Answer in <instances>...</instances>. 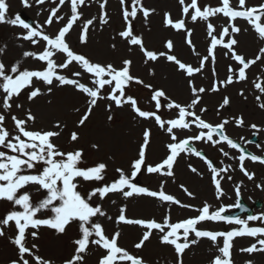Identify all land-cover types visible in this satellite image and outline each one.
<instances>
[{"label":"snow or ice","instance_id":"obj_1","mask_svg":"<svg viewBox=\"0 0 264 264\" xmlns=\"http://www.w3.org/2000/svg\"><path fill=\"white\" fill-rule=\"evenodd\" d=\"M36 3L44 4L45 0H36ZM52 3L55 4L56 0H52ZM69 3L70 17L54 35H51L44 31L43 25L33 26L22 19L20 14H16L14 18H8L9 4L7 0H0V24L7 23L22 27L26 30V34L19 38L30 41L33 45L43 41L42 51H25L23 56L25 58L31 57L45 65L42 69L29 70L22 69L18 62L7 66L3 59H0V93L3 94L0 107L4 110L0 112V200L9 202L11 205V210L6 212L3 218H0V237L6 235V228L12 227L15 229V234L9 238V242L15 246L17 254L14 259L9 261V264H53L52 260L38 255L39 246L36 243L28 245V237L31 236L33 240L37 239L41 227L52 229L57 234H64L73 222H78L80 235L79 238L72 241L75 246L73 255L66 259L63 264H86V256L90 246H97L105 252L99 258L98 264H146L143 257L137 256L119 245L118 241L121 236L119 230H116L111 236L106 234L101 220L113 221V217L104 210L102 203H92L94 197L103 201L112 193H120L124 198H130L133 195H145L157 198L165 203L191 208L193 206L183 204L174 195L167 194L164 191L163 183L159 191H154L147 187L138 186L133 181L142 170H146L149 174L174 178V166L178 157L181 153L191 154L205 162L212 174V181L219 198V196L224 195L221 188V179L223 178L221 174L227 173L231 165L221 168L216 167L203 151L193 147L194 142H204L213 147L226 144L229 148L238 150L240 153L238 157L240 170L249 179H252L254 174L249 173L244 168L245 159L264 164V156L246 153L241 144L226 134L225 126L230 122L228 119L213 124L203 119L201 114H198L196 111L197 106L203 98L202 94L207 89L197 87L193 79L188 80L192 99L190 103L181 104L169 97L164 89L154 88L152 84H146L144 80L134 76L131 72L133 64L131 59H122L120 66L117 67L111 62L93 61L85 54L74 50L70 46L67 37L73 26L81 19L82 13L79 8L86 6V0H69ZM107 3L108 0H100L101 15L99 20L102 24L109 23L106 11ZM22 4L25 7L31 6L30 0H22ZM64 4L65 0H59V5L51 9L45 21L46 25H52L53 18L56 22L64 20L63 16L57 15L60 6ZM120 4L125 26L123 30L118 32V35L128 45L139 47L145 57V64L156 62L163 57L166 61L174 64L177 71L182 72L188 78H193L197 73L202 72L206 65L215 64L216 49L218 47L225 49V56L236 63V68L229 65L226 78L214 81L211 85L210 90L212 92H220L222 88H227L233 83L247 81V70L257 64L258 61L264 60V47H261L257 55L251 59L246 58L245 55L237 51L239 41L236 36L241 32V28L235 23L238 18L244 19L252 27L258 38L264 40V4L247 6L246 0H238V6L234 7L231 0H220L219 6L205 5L201 8L198 0H190L189 3H186L185 0H179V4L182 6L183 18L174 20L170 13H165V26L171 27L177 32L181 30L185 32V43L199 57V64L196 67L182 61L173 53L174 43L172 40L165 42L164 47L167 51L157 52L149 50L145 46L142 34L134 32L133 21L137 18L138 13L142 14L145 21H147L150 13L155 12V9L146 8L142 0H130V2L129 0H120ZM189 15L193 23L199 20L206 24L207 35L210 37L206 55L201 56L197 51L196 45L192 41V30L186 27L185 18H188ZM216 16L228 18V23L222 26L219 32L216 25L211 22V18ZM94 20L95 18L84 21L79 40L81 44H87L89 28L93 25ZM6 47L7 45L0 48V56L4 54ZM111 47L115 49L116 45L112 44ZM57 54H62L64 57L59 63H57V59H54ZM73 65L78 66L80 70L73 71L70 75L61 74L60 70L70 69V66ZM212 72L215 75L216 70L214 67ZM85 75L89 77L91 86L82 83L79 79ZM150 75H155L154 70L150 71ZM34 80L43 82L46 86L45 91L35 87ZM54 82L61 87L72 86L84 95L85 111L80 115L77 127L85 126L98 102L103 100L109 101L106 105V110L109 113L112 112L113 105L121 109L129 106L138 118L154 120L155 124L170 137L166 145L168 149L166 158L155 165L146 163L152 135L151 129L146 128L143 132L138 158L134 159L130 165V173H126L123 168H117L118 179L82 194L77 190L78 180L103 181L108 165L100 162L88 168L79 167L84 155L83 149L64 151L54 142L55 138L61 135L66 125H62L57 121L51 129H35L32 126L35 125L37 118L32 110L28 108L25 109L23 118L11 115L14 134L5 126L6 114L11 112L14 98L20 97L25 89H29L27 100L30 102L41 95H51ZM133 83L142 85L151 91L150 102H154L155 111L143 110L134 96L126 94V90ZM254 87L261 94L255 97L259 102L258 106L264 109V101H261V96L264 95V80L257 77V80L254 81ZM239 94L244 96L243 90ZM162 100L166 103H162ZM229 104L230 98L225 96L219 108L223 109ZM15 107L21 109L24 106L16 103ZM162 108L168 111L174 110L176 113L175 118H162V115L159 114ZM75 111L79 112L80 109L76 108ZM206 111H208L207 108L201 107L199 113ZM112 119V115H109L108 120ZM232 120L238 126L244 125L242 116L232 117ZM251 127L253 129L258 128L256 124H252ZM193 128L198 130L194 135L183 138L177 135L178 131H192ZM79 139L78 132H71V142H77ZM92 147L98 148L99 145L94 144ZM219 150L223 156H229V153L224 151L223 148ZM37 165H41V169L33 171L37 168ZM188 167L192 173L199 174L196 167L191 164ZM228 179H231V177H228ZM29 185L37 186L38 191L45 192L44 198L34 203L30 192L21 191ZM180 188L189 197L193 196V193L183 184L180 185ZM236 194L239 197V187L236 188ZM57 202L59 203L57 204ZM112 203L114 204L115 201L113 200ZM17 207L19 210H17ZM229 207H242V205L237 200L234 205L221 206L215 211H210L211 205L205 203L203 207L195 209L199 213L198 216L172 222L171 216L168 214L163 217L162 222H158L154 218H129L126 215L127 206L125 205L119 209V215L115 218L114 223L117 225H136L144 229L140 240L134 244V248L137 250L145 246L153 235V231L158 232L160 242L174 248L177 257L176 264H184L185 251L196 245L201 238H208L213 243L220 237L224 238L223 246L218 248L219 255H216L210 261V264H234L231 257V242L235 237L245 235L254 238L259 237L255 243L241 249V251L248 254L264 253V227L248 226V221L260 220L264 222V214L248 216L247 219L224 215L223 213ZM44 211H50L54 215L45 218L38 216L39 213ZM204 221H224L228 224L242 225V227L226 232L201 230L197 225ZM29 229L32 231H29ZM190 235L193 236L192 239H189ZM246 264H253V261H246Z\"/></svg>","mask_w":264,"mask_h":264},{"label":"rangeland","instance_id":"obj_2","mask_svg":"<svg viewBox=\"0 0 264 264\" xmlns=\"http://www.w3.org/2000/svg\"><path fill=\"white\" fill-rule=\"evenodd\" d=\"M118 1V0H117ZM164 1L167 3L165 7L161 6ZM206 2H212L214 5L218 0H204ZM250 5L260 4L261 0H247ZM9 4V10L7 13L8 18H14L16 14L26 13L27 16L31 17L37 25H43L44 31L47 34L54 35L60 27L66 22V20L70 17V9L64 7L63 9H59L57 15L63 16L64 20L59 22L55 21L52 25H46L45 21L50 14L52 8L58 5L59 0H56V3H52V0H45L44 4H37L36 0H30L29 7H25L22 4V0H7ZM130 2V0H129ZM144 6L149 9H155V12L150 13L147 21H145L142 14L138 13L136 21V29L139 31L137 34H142L144 38L145 46L149 50H154L157 52L165 51L164 43L167 40H171L172 36L177 37L179 39V44L183 46L184 52L180 58L182 61L190 63L193 66H198L199 57L195 55L192 50L185 46V35H180V33H172L167 32L166 35H161L160 28L164 29L162 20H164L163 15L165 13H170V10L176 13V17L172 18L174 20H178L183 18L180 5H174V0H142ZM161 3V4H160ZM100 2L93 3L91 1L83 8L81 11L82 17L80 20L82 22L93 19L94 23L90 26V32L88 33V42L87 44H81L80 33L82 26H77L74 32H70L67 37L70 46L73 47L74 50L85 54L93 61H98L102 63H113L115 66L119 67L120 62L124 58L131 59L133 61L131 72L135 76L141 77L147 83L154 82L156 77L153 78V75H150V71L154 70L157 73V70L161 66H166L165 63L161 62H149L148 65H141L136 63L137 60L140 62L143 61L145 57L138 48L134 46H130L119 37L118 32L123 30L125 26V22L122 18V6L120 1L116 2L115 0H108L106 11L109 17L108 24H102L99 20L101 15V9L99 6ZM191 20L190 17L185 18V21ZM203 22V21H202ZM152 27V30L149 31L148 28ZM155 29V30H153ZM166 30V29H164ZM202 29L200 28V32H197L195 35H192V39L195 41L197 38L196 44L198 42L206 44L208 43V39L200 36ZM26 34V30L19 26H12L7 23L0 24V48H4V54L0 56V59H3L4 63L7 66H11L13 63H19L22 69L29 70H38L42 69L45 65L42 62L32 59L31 57L25 58L23 53L25 51H42L44 47V42H40L37 45L31 44L30 41L24 40L22 38L23 35ZM74 40V42H72ZM112 44L116 45V48L113 49L111 47ZM131 49V50H130ZM134 50L136 52L137 57L134 54ZM244 54V53H243ZM63 55L57 54V63L63 60ZM230 65V64H228ZM232 65V64H231ZM225 67L228 71V66L225 64ZM165 69V67H160ZM78 66H70V69L60 70L61 74L70 75L73 71H79ZM206 70L211 73L212 68L206 67ZM260 71H263L261 69ZM173 72V71H172ZM170 69H165L164 73L161 75L163 77V85L159 86V88H163L166 92L168 90V96L172 99L180 102L181 104L190 103L192 99V95L188 86V80H185L187 83V87L185 88L186 94L177 93L171 89L166 87L168 83L167 80L171 75ZM219 80L225 79V73L221 71V74L217 76ZM82 83H86L89 86L90 79L87 75L79 78ZM213 77L206 80L207 89L212 94V97L216 99V108L218 109V113L214 116H209V120L214 123H219L224 119H227L226 115H229L231 118V124L229 129L235 132L237 137H244L249 128H245L244 131L233 128L232 117H243L244 121L247 123L255 122L257 125H264V120L256 121V120H248L244 115V111H247L249 114H260L264 115L261 112V109L258 104L259 102L255 99L257 95H261L257 89H255L254 84L252 82H248L246 84L238 86V89L245 91L244 96H241L238 92V97L234 95L235 102L233 104L234 111L226 110L224 112L223 109L219 108V105L222 103L223 98L226 96L228 91H222L221 93H213L211 88ZM194 83L197 80L193 79ZM218 80V81H219ZM34 86L41 88L42 91H45L46 86L41 81L34 80ZM53 91L51 95L45 94L37 97L34 101L27 100V93L29 89H25L20 97L14 98L13 106L11 112L6 114L7 118L5 120V126L8 128L10 132L14 134V126L11 120V115H17L20 118H23L25 115V109L30 108L33 114L36 116V123L34 126L35 129H51L52 125L59 121L62 125H66L63 128L61 135L58 138H55L54 142L59 145V147L64 151H72L74 149H83L84 155L82 157V162L79 167L88 168L96 165L97 163L104 162L108 165V168L105 173V179L103 181H93L88 183V181L78 180V191L82 194H86L90 190L103 186L104 184L110 183L115 179H118L119 174L116 172L117 168H123L126 173H130V165L132 161L138 158V146L141 145L143 140V128L142 124L137 126L136 123L139 122V119H136L133 113L130 110L129 106H125L124 108H116L113 106L112 112L109 113L106 110V105L109 103L107 100H103L98 102L97 107L93 110V114L91 115L89 121L86 122L85 126L77 127V121L80 118V115L85 111V97L80 92L76 91L72 86H58L55 84L52 86ZM135 87V83L131 84V86L127 89L128 95L137 96L138 99H146L149 95L147 92L149 89L144 88L143 86L137 88V90H133ZM199 87V86H198ZM167 89V90H166ZM133 90V92H131ZM255 90L257 94H250L251 98H247L246 91ZM2 93H0V100H2ZM246 97V98H245ZM51 101V103H49ZM261 101H264V95L261 96ZM16 103L22 104L24 107L21 109H17L15 107ZM219 103V104H218ZM218 104V105H217ZM215 106V105H214ZM79 108L80 111L76 112L75 109ZM3 108L0 107V112H3ZM170 112H174L170 111ZM112 115L113 119L108 120V116ZM51 118L50 126H46L47 120ZM43 120V121H42ZM252 124H250L251 126ZM76 131L79 133L80 139L77 142H71L70 134L71 132ZM160 135L161 133L158 132ZM99 145L98 148H93L92 145ZM134 146L135 150L132 148ZM150 146V145H149ZM135 152L133 155V151ZM149 161L147 158L146 162ZM41 165H37V168L33 171H39L41 169ZM149 181L150 178L148 179ZM179 183V182H178ZM177 182H173V184H169L166 186V193L171 194V190L177 191L180 185ZM188 186V185H187ZM212 185H207L210 187ZM189 186V188H191ZM204 189V186H201ZM192 189V188H191ZM252 189V188H250ZM23 191H28L31 193L33 202H38L39 199L44 198L46 193L37 190V186L29 185ZM173 194V193H172ZM95 198V197H94ZM115 201L113 204L112 201ZM137 200V201H135ZM100 201V200H98ZM104 210L107 211L108 215L113 217V221L110 223H104L106 219H102L101 222L104 224L106 234L111 236L116 230L121 232V236L119 238V245L126 248L129 252L143 257L146 261V264H176L177 257L176 254L172 251L171 248L166 247L159 240V233L153 232L150 240L146 242L145 246L139 250L134 248V244L137 243L144 231L140 226L136 225H117L114 223L116 216L119 215V209H115L114 205H118L121 207L127 206L126 215L129 218H143V219H156L158 222L163 221V217L165 215L170 214L171 221L177 222L179 220H183L185 218L190 217L193 212L187 211L184 213L178 212L173 209V207H164L163 209H156L151 204L141 201L140 197H130L124 198L122 194L112 193L108 197H106L103 201ZM142 207L133 206L135 204L140 203ZM59 203V202H57ZM94 204V202L92 201ZM218 203H215L211 206V209L217 208ZM113 206V207H112ZM11 210V205L9 202L0 200V218H3L6 212ZM17 210L19 208L17 207ZM170 210V213H169ZM49 213H51L49 211ZM38 216L41 218H45L43 216V212L39 213ZM106 224V225H105ZM29 231H32L29 229ZM6 235L4 237H0V264H5L14 258H7L10 254H15L17 252L14 245L9 242V238L14 236L15 229L12 227H8L5 229ZM79 238L76 232L67 233V234H57L55 231L39 229V236L37 239L33 240L31 236L28 237V245L30 246L32 243H36L39 246L38 255L46 259H50L53 263H63L66 259L70 258L74 252V244L71 240H75ZM258 238H252L251 240H243L245 245L250 246L251 244L256 242ZM64 242L66 245L64 249L60 248H50L53 247L54 243ZM216 245V244H211ZM210 245V246H211ZM93 249L94 252L92 251ZM9 250L10 251L9 253ZM8 253H7V252ZM208 250H206L203 244H197L192 249H189L184 253L183 262L184 264H210V260L213 257L212 254H206ZM104 250L97 246H90L88 255L86 256V264H95L102 255H104ZM237 263H241L254 260L261 259L264 264V253H252V254H239L236 256ZM92 261V262H91ZM91 262V263H90ZM255 264V263H253Z\"/></svg>","mask_w":264,"mask_h":264},{"label":"bare ground","instance_id":"obj_3","mask_svg":"<svg viewBox=\"0 0 264 264\" xmlns=\"http://www.w3.org/2000/svg\"><path fill=\"white\" fill-rule=\"evenodd\" d=\"M223 21H224V20H223ZM240 40H241V42L239 43V48H240L241 50H246L245 45H246V43H248V41H249V37L246 36V37H244V38H242V39H240ZM177 48H178L179 50H181V47H180V46H177ZM246 53L249 54V52H246ZM175 78L178 79V76L175 75ZM169 86H170L172 89H175V90H181V88H182L181 85H178V84L175 83V82H170ZM215 252H217V250H215Z\"/></svg>","mask_w":264,"mask_h":264}]
</instances>
